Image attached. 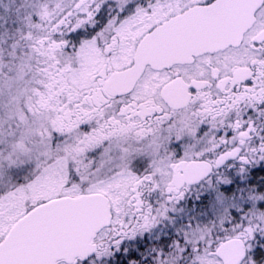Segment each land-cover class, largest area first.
I'll use <instances>...</instances> for the list:
<instances>
[{"label":"snow or ice","instance_id":"6c2138e0","mask_svg":"<svg viewBox=\"0 0 264 264\" xmlns=\"http://www.w3.org/2000/svg\"><path fill=\"white\" fill-rule=\"evenodd\" d=\"M0 264H264V0H0Z\"/></svg>","mask_w":264,"mask_h":264}]
</instances>
